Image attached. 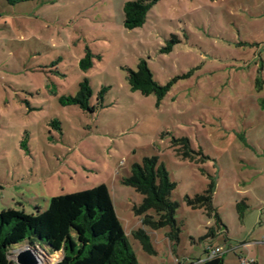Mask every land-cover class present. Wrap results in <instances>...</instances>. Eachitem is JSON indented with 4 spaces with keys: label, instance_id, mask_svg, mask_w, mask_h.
<instances>
[{
    "label": "rangeland",
    "instance_id": "rangeland-1",
    "mask_svg": "<svg viewBox=\"0 0 264 264\" xmlns=\"http://www.w3.org/2000/svg\"><path fill=\"white\" fill-rule=\"evenodd\" d=\"M127 1L0 0V214L44 211L55 196L106 184L139 264L204 262L217 248L224 264H264L263 245L244 246L264 229V0H161L134 30L124 24ZM142 59L171 85L162 100L129 86ZM86 78L92 106L107 88L94 113L61 102ZM182 138L209 160H182L173 142ZM154 157L176 184L178 243L144 223L135 211L143 196L122 183ZM212 182L219 230L189 203ZM139 230L157 255L133 237Z\"/></svg>",
    "mask_w": 264,
    "mask_h": 264
},
{
    "label": "trees",
    "instance_id": "trees-1",
    "mask_svg": "<svg viewBox=\"0 0 264 264\" xmlns=\"http://www.w3.org/2000/svg\"><path fill=\"white\" fill-rule=\"evenodd\" d=\"M5 1L8 5L15 6L36 0ZM159 1L161 0H128L124 6L125 27L128 30L142 27L148 12ZM92 57L89 52L81 61L84 71L93 67ZM127 79L132 91L140 92L143 96L155 95L160 100L166 97L171 87L157 83L147 61L143 59L140 60L137 71L128 70ZM260 83L258 79V84ZM106 93L107 88H103L97 99L98 106H92L94 93L86 78L80 83L75 97L63 98L61 102L65 106L76 105L84 111L94 113L98 107H103ZM173 142L177 155L182 160L195 164H204L209 160L202 151L193 149L188 138L174 139ZM122 183L143 196L142 203L135 207V211L138 215L145 216L144 223L154 230L168 228V240L178 243L181 229L175 215L179 205L171 201L176 184L158 158H146L142 163L133 165L130 175ZM214 190L215 184L212 182L206 192L208 196H198L189 203L195 209L199 207L208 210L209 216L215 217L219 230L223 224L212 206ZM151 213L155 216H151ZM133 237L140 241L146 254L157 255L144 230L133 232ZM20 244H24V249L28 247L37 252L43 264H48L55 255H61L57 264H139L106 184L87 191L55 196L47 210L39 209L33 214L13 209L3 211L0 214V264H14L10 257L18 251L13 247ZM193 264H224V260L218 256Z\"/></svg>",
    "mask_w": 264,
    "mask_h": 264
},
{
    "label": "built area",
    "instance_id": "built-area-1",
    "mask_svg": "<svg viewBox=\"0 0 264 264\" xmlns=\"http://www.w3.org/2000/svg\"><path fill=\"white\" fill-rule=\"evenodd\" d=\"M22 250H24V248H22ZM22 250L15 251L14 254H13V256L10 257V260L14 264H18L17 261H16V257L19 254V252H21ZM221 253H222V251L219 248H217L215 250H212L211 252H208V258H207V260L214 259V258L220 256ZM34 254H35L36 258H37L38 264H43L42 259H41V256L37 252H34ZM58 262H60V261H58ZM243 264H254V262L253 261H244Z\"/></svg>",
    "mask_w": 264,
    "mask_h": 264
},
{
    "label": "water",
    "instance_id": "water-1",
    "mask_svg": "<svg viewBox=\"0 0 264 264\" xmlns=\"http://www.w3.org/2000/svg\"><path fill=\"white\" fill-rule=\"evenodd\" d=\"M16 261L18 264H38L34 252L28 247L19 252L16 257Z\"/></svg>",
    "mask_w": 264,
    "mask_h": 264
},
{
    "label": "crops",
    "instance_id": "crops-1",
    "mask_svg": "<svg viewBox=\"0 0 264 264\" xmlns=\"http://www.w3.org/2000/svg\"><path fill=\"white\" fill-rule=\"evenodd\" d=\"M261 203H262V201H260ZM260 203V204H261ZM264 204V203H263ZM260 207V206H259ZM261 210V209H260ZM258 223H256V224H260L261 222H262V217L261 216H259L258 217V221H257ZM255 232L256 231V229H252V232ZM264 229H263V231L259 234L260 236L263 234V238H262V241L260 242V241H253V243H246V244H244V246L245 247H251V246H253L254 244H257V245H263L264 246ZM260 242V243H259ZM244 262V261H243ZM254 262V264H258L256 261H253ZM58 263V262H57Z\"/></svg>",
    "mask_w": 264,
    "mask_h": 264
}]
</instances>
